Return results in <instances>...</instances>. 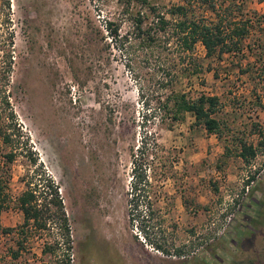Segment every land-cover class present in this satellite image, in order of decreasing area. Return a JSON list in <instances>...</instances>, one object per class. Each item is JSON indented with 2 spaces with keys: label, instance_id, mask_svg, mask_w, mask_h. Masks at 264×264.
Listing matches in <instances>:
<instances>
[{
  "label": "rangeland",
  "instance_id": "rangeland-1",
  "mask_svg": "<svg viewBox=\"0 0 264 264\" xmlns=\"http://www.w3.org/2000/svg\"><path fill=\"white\" fill-rule=\"evenodd\" d=\"M155 1L164 11L184 2ZM216 1L248 20L243 49L205 58L197 43L196 73L179 74L171 48H123L105 34L95 41L96 26L119 13L117 0H0V174L8 193L0 264L50 257L42 253L49 235L28 230L25 241L17 204L48 179L69 220L71 264H264V0ZM172 88L189 98L217 95L220 135L190 113L162 121L158 99ZM144 133L160 145L144 165L168 253L144 240L139 219L129 220L131 152ZM240 140L257 148L247 161L237 155ZM145 205L134 215L146 214Z\"/></svg>",
  "mask_w": 264,
  "mask_h": 264
},
{
  "label": "trees",
  "instance_id": "trees-1",
  "mask_svg": "<svg viewBox=\"0 0 264 264\" xmlns=\"http://www.w3.org/2000/svg\"><path fill=\"white\" fill-rule=\"evenodd\" d=\"M117 1L121 4L119 13L117 16H107L101 26H96L95 41L99 42L108 37L109 42L115 41L123 48L133 45L141 49L156 45L171 48L177 53L178 64L182 67L179 74L196 73L199 65L194 56L197 43L204 47L205 58H218L224 53L241 51L249 31L248 20L237 21L232 18L231 12L218 10L216 0H184L183 3L171 4L165 11L162 10L163 5L155 0ZM138 2L143 4L144 10L137 7ZM123 23L129 25V30L124 33L121 32ZM218 104L217 95L200 94L196 98H189L186 92L174 88L170 89L165 97L158 99V108L163 111L162 121L167 114L172 121H177L184 118L185 113H190L195 119V124L202 125L209 133L220 135L221 123L216 116ZM258 133H261L260 130ZM159 148L155 136L149 137L144 133L141 144L135 150L132 149L133 176L129 192L132 203L129 220L133 222L135 217L139 219L137 225L141 228L144 240L161 252L168 253L171 247L164 235L161 219L155 218L158 192L153 188L149 169L144 165L149 164L154 157L157 158ZM256 150L251 143L240 140L237 155L247 161L255 156ZM5 158L6 165L14 159L11 153L5 154ZM33 187L29 186L17 197L18 207L23 214V222L19 228L22 232L25 229V241L31 235L27 234L28 230L40 235H49L42 253L50 257L39 264H71L73 241L58 187L52 179L47 180L42 192L37 191L36 186ZM39 197H42V200ZM7 199L6 181L0 174V216ZM140 202L146 203L144 207L147 213L134 215ZM51 224L57 227L58 235L53 234ZM3 230L10 232L13 228ZM24 245V241L19 242V247L12 251L13 258L19 256ZM176 251L180 254L182 248H177Z\"/></svg>",
  "mask_w": 264,
  "mask_h": 264
}]
</instances>
